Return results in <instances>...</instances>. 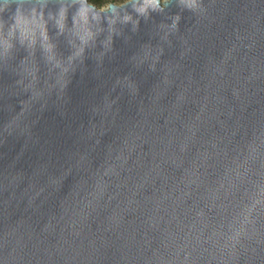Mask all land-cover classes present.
I'll list each match as a JSON object with an SVG mask.
<instances>
[{
  "label": "water",
  "instance_id": "1",
  "mask_svg": "<svg viewBox=\"0 0 264 264\" xmlns=\"http://www.w3.org/2000/svg\"><path fill=\"white\" fill-rule=\"evenodd\" d=\"M204 5L105 21L63 74L0 54V264H264V0ZM50 31L68 67L79 38Z\"/></svg>",
  "mask_w": 264,
  "mask_h": 264
},
{
  "label": "clouds",
  "instance_id": "2",
  "mask_svg": "<svg viewBox=\"0 0 264 264\" xmlns=\"http://www.w3.org/2000/svg\"><path fill=\"white\" fill-rule=\"evenodd\" d=\"M52 0H3L0 4V54L6 58L16 53L18 45L26 46L29 55L35 56L38 49L42 48L47 56V61L51 65L50 71L61 69L62 74L67 73L72 61L77 57H82L86 47L94 42L97 37L105 31L104 22L110 33L116 32V25L132 23L134 31L138 30L142 19H153V14L165 13L173 4L174 0H60L59 13L47 12V6ZM181 5L192 12L206 11L204 0H180ZM80 5L76 8V5ZM50 20L55 21V27L59 29L57 35L70 33L78 37L80 44L73 56L69 57V66L66 67L58 49L59 45L53 42L52 32L50 31ZM181 20V14L175 13L171 24V29H177ZM75 45V41H72ZM112 43V36L109 35L105 41L106 45ZM161 49V53H162ZM151 53H146V58ZM26 59V58H25ZM159 59V54L154 60ZM153 69L155 64L152 65ZM39 66H36L32 73V83L29 87H35L39 80ZM125 79H128L127 77ZM61 88L66 86L63 76L57 80ZM56 85H51L55 87ZM134 91L135 86L132 85ZM43 95L42 92H35L33 99H38ZM114 103V102H113ZM198 176L188 181V190L181 193L180 199L186 201L192 195L193 186H197ZM171 195H175L173 192ZM169 193L164 194L167 199ZM255 205L253 206V208ZM252 209H249L251 213ZM206 215L205 210L200 208L193 213V217L203 219ZM195 223L189 228L193 230ZM195 249L181 254H176L175 264H188L193 260Z\"/></svg>",
  "mask_w": 264,
  "mask_h": 264
}]
</instances>
